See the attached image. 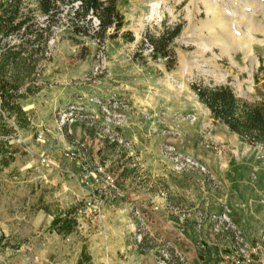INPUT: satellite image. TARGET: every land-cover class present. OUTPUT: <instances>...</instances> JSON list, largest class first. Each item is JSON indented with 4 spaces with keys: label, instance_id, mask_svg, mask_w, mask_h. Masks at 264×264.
I'll list each match as a JSON object with an SVG mask.
<instances>
[{
    "label": "rangeland",
    "instance_id": "374dc122",
    "mask_svg": "<svg viewBox=\"0 0 264 264\" xmlns=\"http://www.w3.org/2000/svg\"><path fill=\"white\" fill-rule=\"evenodd\" d=\"M21 1L48 25L37 0ZM116 1L117 36L76 35L66 3L47 45L28 46L33 59L0 60L4 254L10 264H234L257 249L253 264H264V147L216 122L194 89L228 85L264 102V0ZM178 25L171 59L154 58L151 38ZM22 41L0 39V51ZM110 175L115 187L89 207Z\"/></svg>",
    "mask_w": 264,
    "mask_h": 264
},
{
    "label": "trees",
    "instance_id": "16d2710c",
    "mask_svg": "<svg viewBox=\"0 0 264 264\" xmlns=\"http://www.w3.org/2000/svg\"><path fill=\"white\" fill-rule=\"evenodd\" d=\"M38 11L48 20L46 27H40L34 22V17L22 12L21 0H7L0 3V39L21 37L22 43L10 46L6 42L0 51V60L7 66H14L25 55L34 58L38 50L28 51V46H46L53 27L58 25L62 4L76 7L72 20L75 22L73 31L76 35H89L106 38L110 29L114 30L112 37L117 36L125 27V17L122 15L116 0H37ZM97 20L96 29H92L91 21ZM83 25L86 26H81ZM90 28V29H89ZM178 25L162 34L158 39L151 38V47L154 58L170 60V44L180 35ZM131 37L130 33L125 34ZM4 78H1V80ZM3 90L5 87H2ZM199 101L211 112L212 118L227 126L232 133L242 140L264 147V102H250L239 97L228 85L195 86ZM1 95L6 97L4 91ZM2 108V104L0 105ZM62 223L59 232H71L75 224L69 219H57L54 225Z\"/></svg>",
    "mask_w": 264,
    "mask_h": 264
},
{
    "label": "built area",
    "instance_id": "2783aa9c",
    "mask_svg": "<svg viewBox=\"0 0 264 264\" xmlns=\"http://www.w3.org/2000/svg\"><path fill=\"white\" fill-rule=\"evenodd\" d=\"M115 187V179L110 175L106 176L104 179V185L103 186H96L95 190L91 193V198L88 202V206L92 207L93 203L97 202L98 199L102 198L104 195L107 194V189H112ZM95 206V205H94ZM237 239L239 241V235L237 234ZM3 238V233L0 230V264H10L8 261L7 256L4 254L3 251V245L1 244V240ZM257 249H253L251 254H248L244 257V260L240 263L239 260L235 261L234 264H253V260L251 259V255L253 253H256ZM242 252H245L244 249H242ZM239 258V256H238Z\"/></svg>",
    "mask_w": 264,
    "mask_h": 264
},
{
    "label": "bare ground",
    "instance_id": "6f19581e",
    "mask_svg": "<svg viewBox=\"0 0 264 264\" xmlns=\"http://www.w3.org/2000/svg\"><path fill=\"white\" fill-rule=\"evenodd\" d=\"M157 11V9L156 8H154V13Z\"/></svg>",
    "mask_w": 264,
    "mask_h": 264
}]
</instances>
